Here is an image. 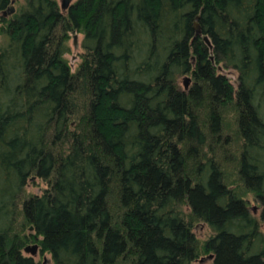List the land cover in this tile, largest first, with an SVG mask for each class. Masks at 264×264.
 I'll use <instances>...</instances> for the list:
<instances>
[{
	"label": "trees",
	"instance_id": "obj_1",
	"mask_svg": "<svg viewBox=\"0 0 264 264\" xmlns=\"http://www.w3.org/2000/svg\"><path fill=\"white\" fill-rule=\"evenodd\" d=\"M0 36V264H264V0H0Z\"/></svg>",
	"mask_w": 264,
	"mask_h": 264
},
{
	"label": "rangeland",
	"instance_id": "obj_2",
	"mask_svg": "<svg viewBox=\"0 0 264 264\" xmlns=\"http://www.w3.org/2000/svg\"><path fill=\"white\" fill-rule=\"evenodd\" d=\"M57 1H58L60 6L64 5V2H65L64 0H57ZM72 1L73 0H70V1L68 0L67 3L64 5V7H66ZM81 38H82L81 34H71L69 41H68L69 51L67 53H65V57L67 58L72 69L75 68V66L77 65V63L79 62V59H80L79 54L81 52V48H80ZM0 41H1V36H0ZM222 72L225 73L226 75H228L229 77H232L233 81H234L236 74L232 70L227 69V70H222ZM180 84H182V83H180ZM43 186H44V184L42 182H40L39 180H35L34 184L28 185V190L30 192L40 193L41 188ZM261 228H262V230H264V224H262ZM194 232L200 239H203L208 235V230H207L205 225L196 226V228L194 229ZM25 253H27V254L32 253L35 255V257L38 256V254H36V251H34V252L27 251ZM47 258H48V256H47ZM210 261H211L210 259H205L202 262L197 261L196 264H210Z\"/></svg>",
	"mask_w": 264,
	"mask_h": 264
},
{
	"label": "water",
	"instance_id": "obj_3",
	"mask_svg": "<svg viewBox=\"0 0 264 264\" xmlns=\"http://www.w3.org/2000/svg\"><path fill=\"white\" fill-rule=\"evenodd\" d=\"M65 2H64V5L67 3V1L68 0H64ZM70 1V0H69ZM64 5L62 6V7H64ZM194 27L196 28V29H198V24L197 23H195L194 24ZM27 249H30V251L31 252H34L35 251V247L34 246H32V247H27Z\"/></svg>",
	"mask_w": 264,
	"mask_h": 264
}]
</instances>
